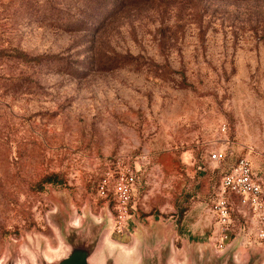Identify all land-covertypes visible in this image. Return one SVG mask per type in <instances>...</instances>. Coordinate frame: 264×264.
Listing matches in <instances>:
<instances>
[{
    "label": "rangeland",
    "instance_id": "obj_1",
    "mask_svg": "<svg viewBox=\"0 0 264 264\" xmlns=\"http://www.w3.org/2000/svg\"><path fill=\"white\" fill-rule=\"evenodd\" d=\"M111 3L0 0V49L28 55L0 59V264L75 240L93 264H264V200L250 215L227 192L221 250L211 210L242 157L264 191V0ZM118 159L122 232L99 190Z\"/></svg>",
    "mask_w": 264,
    "mask_h": 264
},
{
    "label": "built area",
    "instance_id": "obj_2",
    "mask_svg": "<svg viewBox=\"0 0 264 264\" xmlns=\"http://www.w3.org/2000/svg\"><path fill=\"white\" fill-rule=\"evenodd\" d=\"M222 153L215 152L211 154V158L220 160ZM116 172L105 176L100 184L99 190L102 195L107 196L110 184L113 185L112 194V213L114 230L122 232L125 227V220L129 213L131 202L132 187L130 181L127 180L129 169L123 173L124 164L120 159L116 163ZM220 192L216 194L212 202L211 210L217 215L221 225V235L217 242V248L224 249L227 245L229 236V215L232 203L229 201L228 194L237 196L241 206L248 207L252 213H257L263 205L264 191L263 183L253 171L251 162L245 158H240L231 171L224 174L220 180ZM259 238L264 237V231L258 232Z\"/></svg>",
    "mask_w": 264,
    "mask_h": 264
},
{
    "label": "water",
    "instance_id": "obj_3",
    "mask_svg": "<svg viewBox=\"0 0 264 264\" xmlns=\"http://www.w3.org/2000/svg\"><path fill=\"white\" fill-rule=\"evenodd\" d=\"M95 253V246L84 240L72 241L68 251L55 262L42 261L39 264H93L92 256ZM3 264H15L8 261ZM31 264V263H29ZM102 264H116L114 261H104ZM140 264H147L140 262Z\"/></svg>",
    "mask_w": 264,
    "mask_h": 264
},
{
    "label": "trees",
    "instance_id": "obj_4",
    "mask_svg": "<svg viewBox=\"0 0 264 264\" xmlns=\"http://www.w3.org/2000/svg\"><path fill=\"white\" fill-rule=\"evenodd\" d=\"M97 1L102 2L106 0H102V1L97 0ZM111 1H112L111 3L112 7H114V9L117 8V10L119 11L125 6H129V5H133L137 3H145V2H151V3L158 2L159 3V2L166 1V0H111ZM6 55L8 58H14L17 60H21L23 62H28V55L16 46H11L9 48L0 49V59ZM50 179L51 178H48L47 180L49 181Z\"/></svg>",
    "mask_w": 264,
    "mask_h": 264
},
{
    "label": "crops",
    "instance_id": "obj_5",
    "mask_svg": "<svg viewBox=\"0 0 264 264\" xmlns=\"http://www.w3.org/2000/svg\"><path fill=\"white\" fill-rule=\"evenodd\" d=\"M248 212H249V214L252 213V212L249 211V210H248ZM250 215H251V214H250ZM250 227H251V226L248 225V243L250 242V239H251L250 233L252 232V231H250V230H252V227H251V228H250ZM258 237H259V236H258ZM261 239H262V238H261ZM248 247H249V246H248Z\"/></svg>",
    "mask_w": 264,
    "mask_h": 264
}]
</instances>
